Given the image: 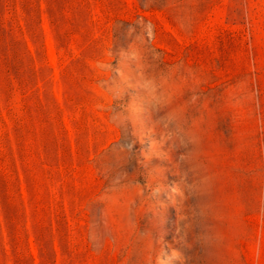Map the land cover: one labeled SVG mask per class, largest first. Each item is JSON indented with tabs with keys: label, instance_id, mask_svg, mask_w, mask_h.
Listing matches in <instances>:
<instances>
[{
	"label": "rangeland",
	"instance_id": "374dc122",
	"mask_svg": "<svg viewBox=\"0 0 264 264\" xmlns=\"http://www.w3.org/2000/svg\"><path fill=\"white\" fill-rule=\"evenodd\" d=\"M0 264H264V0H0Z\"/></svg>",
	"mask_w": 264,
	"mask_h": 264
},
{
	"label": "clouds",
	"instance_id": "9594fccd",
	"mask_svg": "<svg viewBox=\"0 0 264 264\" xmlns=\"http://www.w3.org/2000/svg\"><path fill=\"white\" fill-rule=\"evenodd\" d=\"M174 252L176 251V250H173Z\"/></svg>",
	"mask_w": 264,
	"mask_h": 264
}]
</instances>
